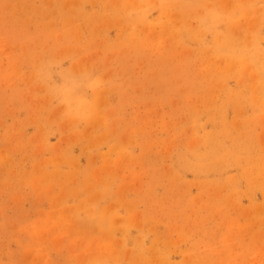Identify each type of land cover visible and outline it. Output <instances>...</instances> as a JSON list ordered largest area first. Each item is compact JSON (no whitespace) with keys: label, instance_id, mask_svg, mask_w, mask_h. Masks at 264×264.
<instances>
[{"label":"rangeland","instance_id":"374dc122","mask_svg":"<svg viewBox=\"0 0 264 264\" xmlns=\"http://www.w3.org/2000/svg\"><path fill=\"white\" fill-rule=\"evenodd\" d=\"M0 264H264V0H0Z\"/></svg>","mask_w":264,"mask_h":264}]
</instances>
